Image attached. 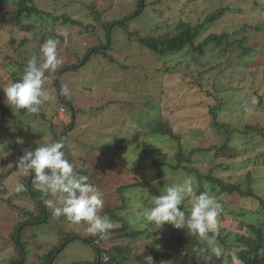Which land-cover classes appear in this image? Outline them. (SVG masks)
Instances as JSON below:
<instances>
[{"label": "rangeland", "instance_id": "1", "mask_svg": "<svg viewBox=\"0 0 264 264\" xmlns=\"http://www.w3.org/2000/svg\"><path fill=\"white\" fill-rule=\"evenodd\" d=\"M33 1L45 15L23 18L20 26L12 24L14 8L0 13V158L5 161L0 173L12 171L0 184L4 190L0 191V264H11L12 259L22 257L12 233L20 222L31 217L21 209L39 214L29 194L14 190L17 183L26 187L32 176L17 167L18 157L38 142L61 141L65 159L102 193L104 205L100 214L110 218L113 228L96 246L104 249L103 259L108 256L110 261L109 252L114 256L113 264H140L134 262L135 258L154 248L155 238L162 246L175 231L189 233L186 227L155 225L154 239L130 244L121 233L111 231L121 229L126 221L134 227L144 226L147 220L140 213L151 207L153 195L136 185L154 179L161 171L159 166H163V172L153 184L160 193L187 176L195 177L198 186L199 174L212 173L244 191L252 188L264 198V137L257 132L248 139L239 134L246 126L258 127L264 134V0H145L146 8L127 29L109 25L137 12L141 0ZM221 10L223 17L212 25H204L201 35L183 51L161 56L137 42L138 37L177 35L181 22L195 29ZM46 14L67 16L80 24H62ZM62 30L69 33L67 43L59 35ZM210 35H227V40L219 48L207 45L197 50ZM49 38L60 39L58 57L62 61L55 72H46L43 90L51 98L35 114L8 105L3 88L21 77L27 61L33 55L39 56L40 46ZM110 41L107 54L116 63L95 54L85 66L65 70L56 79L58 71L79 65L89 50L103 48ZM238 42L254 52L243 55ZM64 85L68 87L67 95L60 93ZM68 102L69 122L59 124L54 115L59 106ZM214 108L218 110L219 122L229 125V132L215 125L211 115ZM160 115L172 127L173 136L151 135L149 124ZM71 123L73 130L67 131ZM244 139L249 141L248 146L237 159H216L208 151L224 143L240 148ZM179 150L187 161L181 163L179 170H173L171 166L179 163ZM211 188L203 186L223 210L217 217L218 235L233 244L237 233L246 232L247 222L238 216L253 214L260 203L236 193H215ZM46 198L56 199L51 195ZM181 206L190 210V199L186 198ZM116 208L120 220L113 217ZM48 209L50 221L28 226L22 236L26 264L43 263L41 257L64 242L60 231L84 239L98 236L90 234L86 224L72 223L63 215L64 218H57ZM215 243L230 255L231 250L217 237ZM37 245H42L39 253ZM93 249L75 240L58 254L54 264L93 262ZM230 264L243 263L235 258Z\"/></svg>", "mask_w": 264, "mask_h": 264}, {"label": "trees", "instance_id": "2", "mask_svg": "<svg viewBox=\"0 0 264 264\" xmlns=\"http://www.w3.org/2000/svg\"><path fill=\"white\" fill-rule=\"evenodd\" d=\"M14 8L15 11L13 14V22L12 24L15 26H20L23 23V18H30L31 16H43L45 13L39 9L36 8L33 0H0V13L4 11H11V9ZM146 8L145 0H141L139 4V8L137 12L130 14L129 16L125 17L124 19L114 22L113 24L109 25V28L111 26H119L122 28L127 29V25L135 20L140 13L144 11ZM224 12L221 10L215 15L208 16L203 24L200 26H196L195 30L192 26L181 22L179 26L177 27L178 34L172 35V34H165L162 36H152V37H138L137 42L150 49L156 54H159L161 56H165L167 54H173L176 52L183 51L188 44H191L193 40L201 35L202 28H205L204 25L206 24H214L216 21L221 19L223 17ZM49 18H53L56 22H61L62 24L65 23H71L72 25H79L80 22L74 21L70 19L67 16L63 17H53L52 14H46ZM227 35H210L204 42L201 44L197 50L202 49L203 47L207 45H214L216 48L221 47L226 39ZM237 45L241 47L242 54L243 55H250L254 52L253 49L244 47L242 42H238ZM111 48V41L102 47H96L91 50H89L86 57L81 61L79 65H73L69 68L62 69L57 72L56 79H58V75L65 71V70H78L81 67L85 66L91 59V57L95 54L103 55L105 58L110 60L112 63H116L115 60L107 54V51ZM66 105H70V102L66 103ZM68 107V106H67ZM2 108H0V111ZM211 115L214 117L215 125L220 130H226V132H229V125L228 124H222L218 120V110L212 109ZM73 119H75V116L73 114ZM74 121V120H73ZM1 125V124H0ZM73 123H71L70 126H68L66 129L73 130ZM151 130V135L154 136H173L172 127L170 124H165L163 117L158 118L155 117V120L149 124V127ZM253 132H257L261 136L264 137L263 130L259 129L255 126H246L245 131L239 132L240 135H245L248 139L250 135H252ZM237 133V131H235ZM248 142L245 139L241 142L243 147L240 148L237 147V144H234L232 147L229 145V143H224L222 146H215L213 148H210L208 151H211L212 156L216 159H230L233 160L234 158L237 159L238 156L242 157V152L245 149V146H248ZM237 147V148H236ZM248 150V149H247ZM203 150H197V152H200ZM196 152V153H197ZM177 160L178 165L171 166L173 170H179L181 167V163L183 161H187V158L182 153V150H179L177 153ZM5 161L0 158V165L4 163ZM166 165V164H165ZM163 166H159V169L161 170L158 174L154 176V179L151 181H148L144 184H138L137 187H143L149 190L150 194L160 195L161 193L156 189V187L153 184V180L159 179L161 177V174L163 170L161 169ZM188 169V168H184ZM12 174L11 170H6L2 173H0V184H3L4 181L7 180L8 177H10ZM82 175V174H81ZM33 176V173H32ZM32 176L29 178L27 186L25 187L26 194H29L30 198L33 200V202L36 204V211L39 212V214H36L35 212H30L26 210L21 211L26 214L27 216H30V220L20 222L14 232L12 233V240L14 244L16 245L17 250L20 248L19 254H22V257L20 255L19 260L12 259L11 264H26L27 263V257L24 250V243L22 240V236L27 230L28 226H34L38 224H43L47 221V223L50 221V212L48 207L44 204L43 200L46 197H42L41 193L37 190H34L33 184H32ZM212 186V190L215 193H227V194H239L241 197L244 198H252L257 199L260 203V207L253 213L248 216L243 217L238 216V219H245L247 222L246 225V232L244 233H237L234 238L233 244H227L226 243V237H221L217 235L218 241H220L227 249L231 250L230 255L224 254V256L217 258L212 252H211V246L207 244L206 242L199 241V238L196 235L189 233H182V232H174L172 234L171 239H168L165 243L162 244V246H159L158 238L154 239V236L156 233L153 230L154 224L146 221L144 226L142 227H134L131 225L130 222L126 221L123 223V226L119 230H111L112 232H118L122 234L123 238L129 239L130 244H137L145 241H150L154 239V248H149L146 251H143L140 253L134 260L135 263L140 264H149L147 260H152L155 264H230L233 260L232 252L235 251L236 253V259H238L243 264H264V198L257 196L256 193L253 191L252 188H249L248 191L242 190L238 185L226 183L225 181L214 177L211 173L208 176H202L199 174L198 177V186L196 188V194L198 195L201 192H204L203 186L205 185ZM129 188V187H127ZM123 190V189H122ZM0 191H4L3 189ZM219 191V192H218ZM47 199V198H46ZM11 203V202H9ZM182 209L186 212V215L190 212V210H185L183 206H181ZM17 209L16 207H14ZM117 209H115V212L113 213L114 219H121L119 215L117 214ZM223 211V210H222ZM38 215V216H37ZM63 217V216H62ZM65 217V216H64ZM63 217V218H64ZM247 219V220H246ZM152 227V228H151ZM176 229V228H175ZM110 232V231H109ZM159 235H167L164 234V232H157ZM25 235V234H24ZM60 235L64 238V242L59 246L54 248L49 252V254L46 257H41V261L43 263L41 264H54L56 261L58 254H60L64 248L69 245L71 242L75 240H80L84 244L89 245L93 247L95 251V260L93 262H80L77 264H113V257L110 252L108 253L110 256V261L107 263L103 262L102 254L104 253V249L99 248L96 246L98 244V240H102V237L100 235L95 236L93 238L84 239L81 238V236H78L76 234H68L63 231H60ZM71 235V236H70ZM152 242V243H153ZM28 244V243H27ZM19 246V247H18ZM38 249L36 252H38L39 249H42V245H37ZM41 247V248H39ZM123 249V248H122ZM127 250L130 249V245L126 247ZM124 250V249H123ZM19 252V251H18ZM117 252H121L119 249H117ZM39 253V252H38ZM40 255V254H39ZM229 259V260H227ZM117 264H123V262H118Z\"/></svg>", "mask_w": 264, "mask_h": 264}, {"label": "clouds", "instance_id": "3", "mask_svg": "<svg viewBox=\"0 0 264 264\" xmlns=\"http://www.w3.org/2000/svg\"><path fill=\"white\" fill-rule=\"evenodd\" d=\"M59 35L67 43L68 31L62 30ZM60 44V39L49 38L44 41L40 46L39 56L33 55L27 61L21 77L3 88L8 105L32 114L40 111L42 103L51 98L43 90L46 72H55L62 62L58 57ZM60 93L68 94L67 85L61 87ZM63 147L61 141L38 142L35 148L23 151L18 157L17 167L25 174L33 173V187L42 193V197H56L55 200L45 198L43 202L53 210L57 218L63 215L72 223H84L90 234L103 238L109 234L113 223L107 215L100 214L104 205L102 193L88 182L87 176L81 175L65 159ZM196 188L195 177L187 176L181 183H173L160 195L152 196L151 207L143 209L140 215L159 228L166 223L175 228L186 227L191 234L207 240L211 245V252L220 258L224 256L225 250L215 240L220 230L217 217L222 206L208 191L197 195ZM14 190L19 193L25 190V186L17 183ZM186 198L191 201V209L187 215L181 207ZM232 256L233 259L236 258L235 251Z\"/></svg>", "mask_w": 264, "mask_h": 264}, {"label": "built area", "instance_id": "4", "mask_svg": "<svg viewBox=\"0 0 264 264\" xmlns=\"http://www.w3.org/2000/svg\"><path fill=\"white\" fill-rule=\"evenodd\" d=\"M67 111H68L67 107L60 106L58 109V112L54 115V120H56L57 123H59V124H67L69 122V120L67 118ZM104 262L105 263L109 262L108 256H106L104 258Z\"/></svg>", "mask_w": 264, "mask_h": 264}, {"label": "crops", "instance_id": "5", "mask_svg": "<svg viewBox=\"0 0 264 264\" xmlns=\"http://www.w3.org/2000/svg\"><path fill=\"white\" fill-rule=\"evenodd\" d=\"M73 114H74V111H73Z\"/></svg>", "mask_w": 264, "mask_h": 264}]
</instances>
